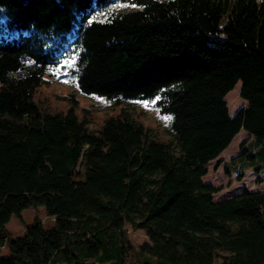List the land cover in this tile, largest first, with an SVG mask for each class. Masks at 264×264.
Wrapping results in <instances>:
<instances>
[{"label": "trees", "instance_id": "1", "mask_svg": "<svg viewBox=\"0 0 264 264\" xmlns=\"http://www.w3.org/2000/svg\"><path fill=\"white\" fill-rule=\"evenodd\" d=\"M115 3L137 7L87 23ZM56 70L114 103L159 94L172 137L122 107L92 128L74 96L41 107L36 86ZM234 88L246 105L230 115ZM241 128L253 143L224 170L259 172L264 0H0V264H264V189L214 200L221 186L202 180ZM40 204L54 226L11 237V215Z\"/></svg>", "mask_w": 264, "mask_h": 264}, {"label": "rangeland", "instance_id": "2", "mask_svg": "<svg viewBox=\"0 0 264 264\" xmlns=\"http://www.w3.org/2000/svg\"><path fill=\"white\" fill-rule=\"evenodd\" d=\"M116 4L128 5L126 7L115 8L114 10H127L136 8L137 6L131 3H115L110 5L112 7ZM134 5V6H133ZM108 7V8H109ZM61 70L53 71V74L46 72L44 74L45 81L36 86L33 97L41 107L51 110H65L74 96L77 99L79 107H88L90 111L89 126L97 128L103 119L119 110L122 107L129 115L141 121L149 131L155 136L163 139H169L172 134L168 131L169 120L165 117H170L166 114H160L154 105L146 108L143 106L144 101L149 100H122L119 103H114L104 99L102 96L87 95L77 90V88L69 83H64V77L59 75ZM231 90V89H230ZM227 94V93H226ZM226 103L235 100L234 107L228 113L232 115L235 110L240 106H245L246 101L241 96L238 97V91L234 88L225 97ZM244 129H241L243 131ZM238 132L225 148V152L221 156L212 159L207 165V171L203 180L210 182L213 185L221 186L220 190L213 195L214 200L221 197H229L237 194L242 188L258 189L264 187V172H255L253 169L243 171L238 174L233 171L234 164L229 163L228 168L233 172H225L224 164H228L231 156L240 152L246 144L249 143L251 135L247 132ZM243 143V144H242ZM237 164V163H236ZM223 165V168H221ZM237 168V165H236ZM34 220H39L44 228L54 226L55 220L51 215L46 214L43 205L28 206L20 211L19 214H12L5 227L11 237L20 235L25 226L31 224ZM128 231L129 240L135 245H140L143 241L147 240L146 235L140 229L126 228ZM10 254L9 248L4 244L0 246V256H8ZM136 259H140V255H136Z\"/></svg>", "mask_w": 264, "mask_h": 264}, {"label": "snow or ice", "instance_id": "3", "mask_svg": "<svg viewBox=\"0 0 264 264\" xmlns=\"http://www.w3.org/2000/svg\"><path fill=\"white\" fill-rule=\"evenodd\" d=\"M126 6H128V5L116 4V5L112 6V7H109V8L107 9L106 12H99V13H97L96 15L92 16V18L89 19L87 23H88L89 25H91L94 21H95V22H99V23H104L105 20H107V18H108L109 16H111L112 11H113L115 8L126 7ZM133 6H134V5H133ZM101 17H104V19H101ZM108 22H111V21L108 20ZM75 64H76V60H75V57H74V56H73V57H70L68 60H66V61L64 62V66H65L66 68H69V69L74 68V67H75ZM57 71H58V70H57ZM63 82H64V83H74V81H69V80H65V81H63ZM161 91H163V89H162ZM160 99H161V96H160L159 94H157V96H156L154 99H152L151 101H144V102H143V106L146 107V108H148V107H150L151 105H155V104L157 103V101H159ZM165 119H166V120H170L171 117H165Z\"/></svg>", "mask_w": 264, "mask_h": 264}, {"label": "crops", "instance_id": "4", "mask_svg": "<svg viewBox=\"0 0 264 264\" xmlns=\"http://www.w3.org/2000/svg\"><path fill=\"white\" fill-rule=\"evenodd\" d=\"M241 129H243V128H241ZM241 129H240L238 132H240ZM244 131L247 132V134L251 135V134H250L248 131H246V130H243V131H241V132H244ZM238 132H237V133H238ZM237 133H236V134H237ZM236 134H235V135H236ZM235 135H234V136H235ZM230 142H231V141H230ZM252 143H253V137H252V135H251V139L249 140V143L245 145V147H246V146H250ZM223 152H225V148L222 150V152H221L217 157L221 156V154H223ZM238 153H239V152H238ZM238 153H237V154H238ZM235 155H236V154H235ZM235 155H233V156H235ZM231 157H232V156H231ZM231 157H230V158H231ZM215 158H216V157H215ZM213 159H214V158H213ZM210 161H212V159H211ZM210 161H209V162H210ZM209 162H208V163H209ZM208 163L206 164V168H207ZM221 168H223V165H222ZM249 169H252V168H251V167H248V168H246L244 171H248ZM233 171H237L236 168H235V170H233ZM233 171H232V170H229V172H233ZM260 171L264 172V168L261 169ZM260 171H259V172H260ZM205 174H206V173H205ZM205 174H204V175H205ZM204 175H202V180H203V178H204ZM203 181H204V180H203ZM204 182H206V181H204ZM242 189H243V188H242ZM262 189H264V187H263V188H258V189H253V190H262ZM249 190H251V189H249ZM214 193H215V192H214ZM214 193L212 194V197H213ZM223 198H226V197H221V198L216 199V200H220V199H223ZM213 199H214V198H213Z\"/></svg>", "mask_w": 264, "mask_h": 264}, {"label": "water", "instance_id": "5", "mask_svg": "<svg viewBox=\"0 0 264 264\" xmlns=\"http://www.w3.org/2000/svg\"><path fill=\"white\" fill-rule=\"evenodd\" d=\"M239 90H240V88H239Z\"/></svg>", "mask_w": 264, "mask_h": 264}]
</instances>
